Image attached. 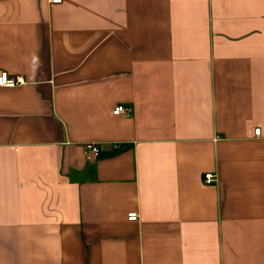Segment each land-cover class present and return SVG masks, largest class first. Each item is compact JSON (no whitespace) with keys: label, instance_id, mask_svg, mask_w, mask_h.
Returning <instances> with one entry per match:
<instances>
[{"label":"crops","instance_id":"obj_1","mask_svg":"<svg viewBox=\"0 0 264 264\" xmlns=\"http://www.w3.org/2000/svg\"><path fill=\"white\" fill-rule=\"evenodd\" d=\"M53 1L0 0V264H264V0Z\"/></svg>","mask_w":264,"mask_h":264},{"label":"built area","instance_id":"obj_2","mask_svg":"<svg viewBox=\"0 0 264 264\" xmlns=\"http://www.w3.org/2000/svg\"><path fill=\"white\" fill-rule=\"evenodd\" d=\"M53 2H60V0H54ZM24 80L21 76H11L6 71H0V87L12 88L19 85H22ZM112 114L120 115L123 114L127 116L129 114V110L125 108L123 105L118 104L114 106L112 109ZM260 132L259 128L254 130V134L258 135ZM84 153L87 159H93L98 156L99 148L95 143H87L84 145ZM205 182H211L214 180V176L212 174H205L204 176ZM138 215L135 212H131L127 215V219L130 221L137 220Z\"/></svg>","mask_w":264,"mask_h":264}]
</instances>
